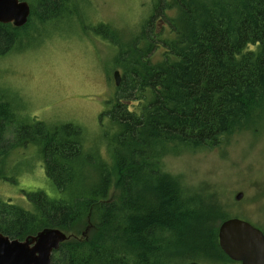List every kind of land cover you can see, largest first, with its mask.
<instances>
[{"label":"trees","instance_id":"trees-1","mask_svg":"<svg viewBox=\"0 0 264 264\" xmlns=\"http://www.w3.org/2000/svg\"><path fill=\"white\" fill-rule=\"evenodd\" d=\"M174 5L179 12L172 20L173 38L147 35L145 27L138 44L144 40L147 51L135 47L119 54L118 64L128 69L103 114L118 128L109 164L96 166L98 158L84 155L79 127L27 125L0 100V164L15 144H37L48 179L65 193L63 199L26 193L35 211L0 201L1 234L24 240L61 229L70 238L54 252L52 264L231 261L220 248L218 224L239 217L226 214L214 195L215 204L205 203L202 191L187 190L161 162L186 149H215L264 114V0H175ZM60 7L61 0H40L23 28L0 24V57L13 50L33 16L41 23L58 19ZM108 38L118 40L116 33L108 32ZM156 38L164 51L155 64L148 53L154 54ZM10 126L17 143L6 137ZM88 159L95 180L84 179Z\"/></svg>","mask_w":264,"mask_h":264},{"label":"rangeland","instance_id":"rangeland-1","mask_svg":"<svg viewBox=\"0 0 264 264\" xmlns=\"http://www.w3.org/2000/svg\"><path fill=\"white\" fill-rule=\"evenodd\" d=\"M24 1L36 12L39 0ZM107 1L70 0L72 8L62 11L63 16L44 23L33 16L13 50L0 57V100L9 103L27 125L42 122L49 130L65 124L79 127L83 153L88 158H98L96 166L105 161L109 164L118 134L117 126L103 114L116 94L114 72L120 71L124 78V70L128 69V65L118 64L121 50L138 47L147 51L144 40L138 44L145 27L154 31L153 37L156 32L163 39L173 38L172 20H177L179 12L175 0ZM104 22L117 34L121 47L104 40ZM154 41V54L148 53V61L156 64L162 59L164 45L160 38ZM13 131V126L8 127L6 137L17 143ZM18 145L0 164V201L35 211L26 193L65 198V193L59 192L46 175L41 146ZM161 165L187 190L202 191L205 203L215 204L211 197L214 195L226 205V214L247 220L264 232V114L256 117L252 127L227 136L215 149H186L165 157ZM83 172L85 180L97 178L89 159L84 162ZM239 192L244 196L238 201ZM193 256L190 254L188 259ZM205 264L240 263L210 259Z\"/></svg>","mask_w":264,"mask_h":264},{"label":"water","instance_id":"water-1","mask_svg":"<svg viewBox=\"0 0 264 264\" xmlns=\"http://www.w3.org/2000/svg\"><path fill=\"white\" fill-rule=\"evenodd\" d=\"M31 7L24 0H0V24L23 28L28 24ZM116 86L121 85L120 71L114 73ZM239 192L236 200H241ZM88 232L86 230L84 236ZM70 235L59 228H48L24 241L0 233V264H52V256ZM219 245L227 257L240 264H264V233L250 222L231 218L219 227Z\"/></svg>","mask_w":264,"mask_h":264},{"label":"flooded vegetation","instance_id":"flooded-vegetation-1","mask_svg":"<svg viewBox=\"0 0 264 264\" xmlns=\"http://www.w3.org/2000/svg\"><path fill=\"white\" fill-rule=\"evenodd\" d=\"M40 1V0H39ZM107 1V0H106ZM108 2V1H107ZM71 2H70V0H61V7H60V12L62 13V15H64L63 14V12L62 11H64V12H66V11H68L70 8H72L71 7ZM39 6V5H38ZM31 7V6H30ZM74 8V10H75V7H73ZM36 11H38V8H37V10ZM75 12H76V10H75ZM156 13L157 14H159L160 13V11L159 10H156ZM31 14H32V9H31ZM31 17V16H30ZM152 23H153V19L152 20H150ZM163 23V21L161 20V24ZM102 26L103 27H105V30H103V31H105V37H104V40L108 43V41L109 42H112V43H114L116 46H121L120 45V43H119V41L117 40V42L116 41H112V40H110L109 38H108V32H110V33H113V31H111L110 30V27H108V23H103L102 24ZM150 26H152V24L150 25ZM148 27H149V25H148ZM109 28V29H108ZM144 31V30H143ZM143 31H142V34H143ZM97 32V31H96ZM146 32H147V35H150L151 36V34H153L154 33V31L153 30H150V29H148V30H146ZM144 35V34H143ZM116 37H117V34H116ZM118 44H116V43ZM116 72V71H115ZM114 72V73H115ZM122 76V75H121ZM113 77H114V75H113ZM115 80V79H114ZM115 85H116V81H115ZM23 145H26V144H23ZM264 233V232H263Z\"/></svg>","mask_w":264,"mask_h":264},{"label":"bare ground","instance_id":"bare-ground-1","mask_svg":"<svg viewBox=\"0 0 264 264\" xmlns=\"http://www.w3.org/2000/svg\"><path fill=\"white\" fill-rule=\"evenodd\" d=\"M47 1V0H46ZM189 264V263H188Z\"/></svg>","mask_w":264,"mask_h":264}]
</instances>
